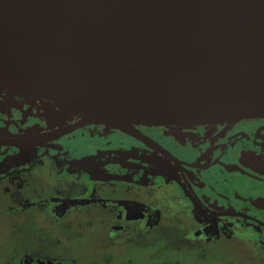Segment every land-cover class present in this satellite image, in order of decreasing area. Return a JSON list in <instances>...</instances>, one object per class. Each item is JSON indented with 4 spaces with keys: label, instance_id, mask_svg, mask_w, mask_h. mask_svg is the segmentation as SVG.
Here are the masks:
<instances>
[{
    "label": "water",
    "instance_id": "obj_1",
    "mask_svg": "<svg viewBox=\"0 0 264 264\" xmlns=\"http://www.w3.org/2000/svg\"><path fill=\"white\" fill-rule=\"evenodd\" d=\"M0 87L125 131L264 118V0H0Z\"/></svg>",
    "mask_w": 264,
    "mask_h": 264
},
{
    "label": "flooded vegetation",
    "instance_id": "obj_2",
    "mask_svg": "<svg viewBox=\"0 0 264 264\" xmlns=\"http://www.w3.org/2000/svg\"><path fill=\"white\" fill-rule=\"evenodd\" d=\"M81 119L0 87V191L33 195L18 209L54 220L101 210L110 228L99 245L108 247L119 245L114 234L155 229L168 197L190 220L186 238L232 241L248 232L264 257V118L132 131ZM80 141L81 150L69 145ZM17 264L58 263L19 257Z\"/></svg>",
    "mask_w": 264,
    "mask_h": 264
},
{
    "label": "rangeland",
    "instance_id": "obj_3",
    "mask_svg": "<svg viewBox=\"0 0 264 264\" xmlns=\"http://www.w3.org/2000/svg\"><path fill=\"white\" fill-rule=\"evenodd\" d=\"M69 145L76 151L86 143ZM37 190V196H44L40 186ZM21 191H0V264H13L19 257L66 264V257H99L100 252L117 264L122 259L129 264H264L263 252L249 240L251 233L232 241L186 238L184 230L190 228V220L182 215L186 211L181 210L180 202L171 203L168 197L161 201L162 216L155 229L114 234L119 245L106 247L107 242L99 245L102 239L109 241L105 212L73 210L54 220L39 209H18L32 195L29 188Z\"/></svg>",
    "mask_w": 264,
    "mask_h": 264
},
{
    "label": "trees",
    "instance_id": "obj_4",
    "mask_svg": "<svg viewBox=\"0 0 264 264\" xmlns=\"http://www.w3.org/2000/svg\"><path fill=\"white\" fill-rule=\"evenodd\" d=\"M91 251V249H89ZM13 259V258H11ZM14 263L13 264H17V259H14ZM110 257L109 255H102L99 254V257H84L83 255L76 257V256H71V257H66V261L64 263L66 264H96V263H105V264H109L110 261ZM93 261V262H91Z\"/></svg>",
    "mask_w": 264,
    "mask_h": 264
}]
</instances>
